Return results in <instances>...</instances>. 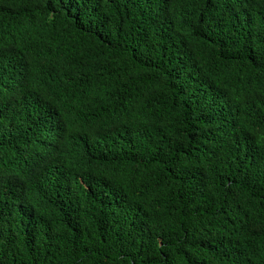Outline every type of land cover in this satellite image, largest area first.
Segmentation results:
<instances>
[{"label":"trees","instance_id":"16d2710c","mask_svg":"<svg viewBox=\"0 0 264 264\" xmlns=\"http://www.w3.org/2000/svg\"><path fill=\"white\" fill-rule=\"evenodd\" d=\"M0 264H264V0H0Z\"/></svg>","mask_w":264,"mask_h":264}]
</instances>
